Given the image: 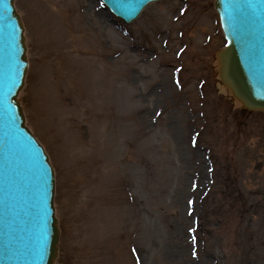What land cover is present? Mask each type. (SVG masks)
Here are the masks:
<instances>
[{
    "label": "rangeland",
    "instance_id": "374dc122",
    "mask_svg": "<svg viewBox=\"0 0 264 264\" xmlns=\"http://www.w3.org/2000/svg\"><path fill=\"white\" fill-rule=\"evenodd\" d=\"M213 2L161 0L127 26L99 0L16 1L55 264H264V112L220 85Z\"/></svg>",
    "mask_w": 264,
    "mask_h": 264
},
{
    "label": "water",
    "instance_id": "95a60500",
    "mask_svg": "<svg viewBox=\"0 0 264 264\" xmlns=\"http://www.w3.org/2000/svg\"><path fill=\"white\" fill-rule=\"evenodd\" d=\"M14 1L0 0V264H54L53 172L16 99L29 58ZM101 1L130 24L158 0ZM214 8L226 40L220 82L242 108L264 111V0H216Z\"/></svg>",
    "mask_w": 264,
    "mask_h": 264
},
{
    "label": "bare ground",
    "instance_id": "6f19581e",
    "mask_svg": "<svg viewBox=\"0 0 264 264\" xmlns=\"http://www.w3.org/2000/svg\"><path fill=\"white\" fill-rule=\"evenodd\" d=\"M237 104V103H236Z\"/></svg>",
    "mask_w": 264,
    "mask_h": 264
}]
</instances>
